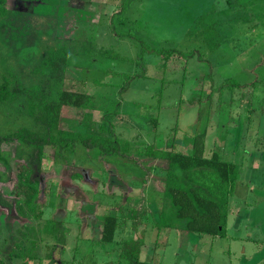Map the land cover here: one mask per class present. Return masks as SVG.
<instances>
[{"label":"rangeland","instance_id":"rangeland-1","mask_svg":"<svg viewBox=\"0 0 264 264\" xmlns=\"http://www.w3.org/2000/svg\"><path fill=\"white\" fill-rule=\"evenodd\" d=\"M5 4L30 18L33 37L68 49L65 87L92 97L94 109L64 107L61 127L99 132L111 123L134 158L147 144L188 152L192 136L205 131V155L219 153L238 165L239 174L228 198L225 235L211 236L184 230L177 220L168 227L155 224L163 161L140 157L153 167L146 176L129 162L107 163L94 150L78 151L81 162L74 157L54 162L53 149L46 146L37 204L41 218L0 213V264H127L117 256L118 243L99 241L108 213L126 222L115 239L139 238L141 260L152 264H264V0ZM38 60L19 44L2 47L0 78L13 75L32 87ZM22 106L20 98L0 103L2 135L31 128L34 120ZM16 144L1 145L10 163L5 169L0 161L5 197H12ZM131 209L139 210L142 221L134 230ZM48 218L62 222L64 239L56 246L40 231ZM11 249L22 255L7 260Z\"/></svg>","mask_w":264,"mask_h":264},{"label":"trees","instance_id":"trees-1","mask_svg":"<svg viewBox=\"0 0 264 264\" xmlns=\"http://www.w3.org/2000/svg\"><path fill=\"white\" fill-rule=\"evenodd\" d=\"M5 3L6 0H0V55L2 47L9 48L19 44L27 47L35 59L39 60L32 71L37 79L36 83H32V87H25V83H20L13 75H2L0 78V103L20 98L23 113L34 120L31 128L19 126L7 134L0 133V161L5 169H10V163L3 154L1 145L13 141L17 143L13 155V196L3 197V200L0 196V209L40 219L41 210H37L40 194L39 175L45 147H52L54 162L68 161L72 157L81 162L82 159L77 157L78 151L94 150L107 163L112 162L120 166L129 162L132 164L130 166L144 169L146 176L150 175L153 167L141 163L140 157L165 163V167L161 168L164 184L161 191L162 204L155 223L157 227H168L170 221L177 220L184 230L190 232L211 236L225 235L228 198L238 178V165L222 159L217 152L205 155V131L192 136L188 152L177 150L174 146L156 148L147 144L143 149H136L134 158L130 155L129 142L114 135L111 123H108L106 129L101 125L99 132L60 128L62 108L94 109L92 97L85 92L65 87L68 49L63 44L48 47L52 42L42 37H33L30 18L19 10L6 7ZM2 179L0 174V181ZM12 206L15 208L12 209ZM138 212L137 209L130 211L132 230L142 223L141 219H137ZM125 224L126 222L116 214H105L99 241L102 244L118 243L117 256L126 260L127 264H152L141 260L142 243L139 238L129 237L118 241L115 239L117 231ZM42 225L40 231L56 240L52 246L63 242L64 234L60 220L46 219ZM31 243L35 247L36 242ZM17 246L22 248L19 243ZM8 254L11 257L20 256L21 253H15L11 249Z\"/></svg>","mask_w":264,"mask_h":264},{"label":"flooded vegetation","instance_id":"flooded-vegetation-1","mask_svg":"<svg viewBox=\"0 0 264 264\" xmlns=\"http://www.w3.org/2000/svg\"><path fill=\"white\" fill-rule=\"evenodd\" d=\"M10 9H11V8H10ZM62 109H63V108H62ZM60 121H61V112H60ZM60 121H59V127H60V128H63V127H61V125H60ZM64 129H66V128H64ZM40 170H41V169H40ZM40 172H41V171H40ZM39 176H40V175H39ZM12 186H13V185H12ZM11 190H12V189H11ZM40 192H41V187H40ZM39 195H40V194H39ZM0 196H2V200H3L4 198L9 197V196L5 197V196L2 195V194H0ZM12 196H13V195H12ZM3 197H4V198H3ZM38 201H39V198H38ZM13 207H14V206H13ZM14 208H15V207H14ZM37 208H38V207H37ZM12 209H13V208H12ZM37 210H38V209H37ZM40 210H41V209H40ZM2 211H3V210L0 209V213H3V212H4L3 214L7 213V211L9 212V210H7V211H3V212H2ZM9 214L17 215V216H20V217H23V218H30V219H32V218L29 217V216H28V217L21 216L20 214L15 213V211H13V212L11 211V212H9ZM40 218H41V217H40ZM48 219H50V218H48ZM57 220H59V219H57ZM44 221H45V220H44ZM44 221H42L41 224H43ZM60 221H61V220H60ZM61 224H62V222H61ZM42 228H43V225H41V229H42ZM42 233H43V232H42ZM9 256H10V255L8 254L7 260H10L11 257H9Z\"/></svg>","mask_w":264,"mask_h":264}]
</instances>
